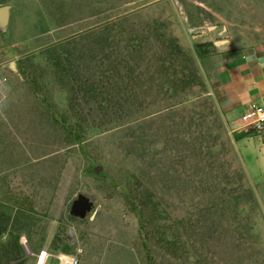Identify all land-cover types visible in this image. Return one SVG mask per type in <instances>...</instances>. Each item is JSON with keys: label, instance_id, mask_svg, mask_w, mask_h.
<instances>
[{"label": "rangeland", "instance_id": "rangeland-1", "mask_svg": "<svg viewBox=\"0 0 264 264\" xmlns=\"http://www.w3.org/2000/svg\"><path fill=\"white\" fill-rule=\"evenodd\" d=\"M5 4L0 227L20 233L26 258L16 264H36L42 251L45 264L61 253L77 264H264V141L226 120L213 60L227 44L264 42V0ZM115 23L145 37L149 61L128 56L127 32L99 43ZM169 35L194 55L203 87L180 90L187 70ZM54 44L71 52L64 78L46 52ZM78 194L92 202L83 216L71 213Z\"/></svg>", "mask_w": 264, "mask_h": 264}, {"label": "trees", "instance_id": "trees-1", "mask_svg": "<svg viewBox=\"0 0 264 264\" xmlns=\"http://www.w3.org/2000/svg\"><path fill=\"white\" fill-rule=\"evenodd\" d=\"M5 1L6 0H0V4L5 3ZM151 21L154 25L153 28H154L155 32L157 33L156 35H163L164 34L163 30L159 31V27L163 26L165 28V31H167V29H166L167 24L161 22L158 17L151 19ZM117 23H115L112 28H108V30L106 32H100V34H96V36L99 39H101V41L99 42L100 44H101V42L109 43L114 38V36H116L117 34H120V35L126 34L127 31L125 32L124 27L122 25L117 24ZM161 32H163V33H161ZM104 34H106V36H104ZM169 36L170 37L168 38V45H172L173 46L172 48H174V53H176V55L179 54L180 58L182 57V60L184 62L182 68H186V70H187L186 72L182 71L181 72L182 74L179 77L180 78V80H179L180 81V86H179L180 90H185L183 87L186 84H192L194 87H203L204 86V80L202 78V75L199 72V68L195 62L196 60H195L194 55L188 49H185L183 47V45L178 41V39H176V37H174L173 35H169ZM103 40H105V41H103ZM122 40H125V44H124L125 47H130L132 50L128 54V56L130 54L134 55L136 52L139 51L140 57L138 56V58H141L142 60H144L146 57L147 61H149L151 59L149 54H145L144 47L141 46L143 43V40H145L144 36H143V38H141L138 35H131L130 33L127 32L126 39H122ZM46 50H47L46 52L51 55L49 59H52L51 64H53L54 68L56 69V72L58 71V76H60V78L66 77V75H65L66 72L65 73L63 72L66 67H64L61 64V57H68L71 52L68 50H65L62 47L60 48L59 45L56 46V44L50 46ZM195 50H196L197 54L200 53V51L202 50L201 45L196 44ZM116 58L120 59V57H116ZM125 58H126V53L124 54V58H122L123 62H122V60H120L119 62L114 63L115 66L120 65L122 62L123 66H126L127 70L131 69L130 62H128L127 59H125ZM149 65H151V63H149ZM71 72H73V71H71ZM169 78L170 77L167 76V79L163 80V83L167 87L170 86V82H173V84H177V82H176L177 79L175 81L174 79H169ZM97 84L99 86V83H97ZM91 89L92 90L95 89L94 95H96L98 93V87L92 86ZM176 91L177 90L172 89L171 90L172 95H174V94L176 95ZM193 91H195V89H193ZM90 92H92V91H90ZM104 100L107 101V98L104 97ZM62 119H64V118L60 117V118H57L56 120L61 121L64 124L65 119L64 120H62ZM69 126L71 127L72 124H69L68 127ZM74 136H75L74 139H76L78 141L81 138L80 133H78V132H75ZM96 166H98V165H96ZM88 171L93 172L92 169L88 170ZM4 217H5V215H4ZM10 224H11V222H10ZM5 231L10 234V239L6 242H3L0 240V264H16L17 261H23L26 257H24V253L22 250V244L20 242V233H13L11 230H8V225L5 224L3 226L1 225V227H0V237H1L2 233H4ZM62 251L69 252V247L68 246L64 247L62 249Z\"/></svg>", "mask_w": 264, "mask_h": 264}, {"label": "crops", "instance_id": "crops-1", "mask_svg": "<svg viewBox=\"0 0 264 264\" xmlns=\"http://www.w3.org/2000/svg\"><path fill=\"white\" fill-rule=\"evenodd\" d=\"M220 51L213 56L222 78L219 104L228 123L235 126L251 102L264 104V42L245 48L227 44ZM250 131L261 132L264 141V130Z\"/></svg>", "mask_w": 264, "mask_h": 264}, {"label": "built area", "instance_id": "built-area-1", "mask_svg": "<svg viewBox=\"0 0 264 264\" xmlns=\"http://www.w3.org/2000/svg\"><path fill=\"white\" fill-rule=\"evenodd\" d=\"M240 126L245 130H264V104L251 102L240 117ZM45 251H42V253ZM77 264V255H67L61 253L59 255V264Z\"/></svg>", "mask_w": 264, "mask_h": 264}, {"label": "water", "instance_id": "water-1", "mask_svg": "<svg viewBox=\"0 0 264 264\" xmlns=\"http://www.w3.org/2000/svg\"><path fill=\"white\" fill-rule=\"evenodd\" d=\"M9 6L7 4L0 5V27L4 29L8 22ZM101 169V165L95 166L92 171L97 173ZM92 202L83 195L78 194L77 198L73 200L71 206V213L73 215L83 216L86 210L90 209Z\"/></svg>", "mask_w": 264, "mask_h": 264}, {"label": "bare ground", "instance_id": "bare-ground-1", "mask_svg": "<svg viewBox=\"0 0 264 264\" xmlns=\"http://www.w3.org/2000/svg\"><path fill=\"white\" fill-rule=\"evenodd\" d=\"M45 255H46L45 252L39 254L36 264H45ZM66 264H70V262Z\"/></svg>", "mask_w": 264, "mask_h": 264}]
</instances>
